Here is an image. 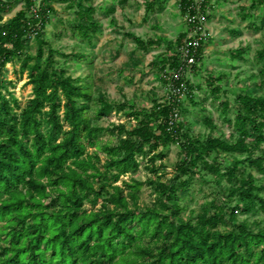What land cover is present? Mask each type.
Masks as SVG:
<instances>
[{
    "label": "trees",
    "instance_id": "16d2710c",
    "mask_svg": "<svg viewBox=\"0 0 264 264\" xmlns=\"http://www.w3.org/2000/svg\"><path fill=\"white\" fill-rule=\"evenodd\" d=\"M15 1L0 0V264H264V180L250 171L264 174V95L247 90L231 104L219 100L223 112L234 110L232 117L225 116L233 128L229 139L185 128L182 93L192 99V84L185 73L166 77V68L181 63L177 46L185 28L173 40V55L151 61L167 79L163 100L136 107L104 96L93 99L85 81L55 62L45 35L54 11L51 0H21L22 6L4 18ZM56 1L73 8V29L90 39V30L98 26L94 5ZM176 1L183 16L190 0ZM263 3L250 0V7ZM153 5V0L145 3L144 19ZM127 34L142 50L159 42ZM203 45L187 71L196 66ZM242 50L230 51L239 56ZM14 59L30 84L22 106L12 93L2 92V69ZM259 74L264 78V62ZM219 78L208 77L215 97L220 88L213 80ZM91 100L97 118L123 110L133 125L94 123ZM104 133L110 137L103 140ZM170 143L178 146L179 158L171 175L162 178ZM142 163L151 174L146 178L154 193L149 204L138 201L142 181L117 183ZM196 174L211 175L220 191L219 201L205 199L199 210L186 201ZM258 212L259 219L239 218Z\"/></svg>",
    "mask_w": 264,
    "mask_h": 264
},
{
    "label": "rangeland",
    "instance_id": "374dc122",
    "mask_svg": "<svg viewBox=\"0 0 264 264\" xmlns=\"http://www.w3.org/2000/svg\"><path fill=\"white\" fill-rule=\"evenodd\" d=\"M145 1L149 0H126L123 4L118 0H89L95 7L94 18L98 26L90 30L91 37L88 39L80 36L71 25L75 14L73 8H67L64 2L51 0L54 11L45 25V35L53 49L55 62L63 65L67 73L85 81L90 86L93 99L104 96L115 102L125 100L136 107H150L154 100H163L167 96V79L151 61L174 54L173 40L186 28V24L176 0H153L154 9L144 19ZM207 4L210 34L204 42L196 66L185 73L192 84L193 98L182 93L185 110L180 118L185 128L192 133L220 135L229 139L233 128L225 116L232 117L234 110L230 106L223 112L219 100L227 98L231 104L237 93L247 90L264 95V78L259 74L264 53L258 54L264 47V3L252 8L250 0H207ZM21 6V0L15 1L12 10L4 18ZM108 7H114L115 10L110 12ZM129 32L143 38L153 37L159 39V42L142 50L127 34ZM30 45L29 50L34 52L35 42L32 41ZM239 46L243 47L241 54L232 55L230 50ZM19 65L20 61L14 59L3 67L1 78L6 87L2 88V92L7 96L9 92L12 93L22 106L31 95V90L26 81V72H21ZM217 75L220 78L213 80V83L219 85L220 89L218 97H215L210 91L208 77L214 78ZM94 106L95 102L91 100L88 113L94 123L111 126L112 122L121 121L128 127L134 123L133 118L127 117L123 110L113 109L110 116L97 118ZM109 137L108 133H104L102 139ZM261 148L264 149V142ZM88 149L93 151L95 148L91 146ZM165 151L166 156L162 160L165 172L162 178L171 175L174 163L179 158L175 143H170ZM99 154L102 157L100 151ZM250 171L259 180H264L263 173L256 169ZM149 175L150 172L142 163L137 170L121 175L117 183L131 178L142 181L138 201L149 204L154 199V193L146 180ZM126 189L123 188L124 191ZM192 190V197H186V201L195 210L200 209L205 199H220L218 185L209 174L205 178L196 174ZM261 215L262 212L239 214V218L247 217L251 221L253 218L259 219Z\"/></svg>",
    "mask_w": 264,
    "mask_h": 264
},
{
    "label": "built area",
    "instance_id": "2783aa9c",
    "mask_svg": "<svg viewBox=\"0 0 264 264\" xmlns=\"http://www.w3.org/2000/svg\"><path fill=\"white\" fill-rule=\"evenodd\" d=\"M206 13L208 4H205V0H190L189 9L183 15L186 34L177 46L181 63L175 68H166V77L178 78L195 62L198 46L204 43L210 34Z\"/></svg>",
    "mask_w": 264,
    "mask_h": 264
},
{
    "label": "crops",
    "instance_id": "0c3cea01",
    "mask_svg": "<svg viewBox=\"0 0 264 264\" xmlns=\"http://www.w3.org/2000/svg\"><path fill=\"white\" fill-rule=\"evenodd\" d=\"M147 1H145V3H146ZM145 3H143V15H144V11H145Z\"/></svg>",
    "mask_w": 264,
    "mask_h": 264
}]
</instances>
